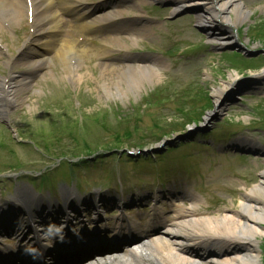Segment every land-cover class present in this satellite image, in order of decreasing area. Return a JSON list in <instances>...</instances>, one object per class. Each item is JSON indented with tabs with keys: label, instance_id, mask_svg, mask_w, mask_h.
Wrapping results in <instances>:
<instances>
[{
	"label": "rangeland",
	"instance_id": "374dc122",
	"mask_svg": "<svg viewBox=\"0 0 264 264\" xmlns=\"http://www.w3.org/2000/svg\"><path fill=\"white\" fill-rule=\"evenodd\" d=\"M99 1L82 0L81 7L91 10ZM237 1L242 3L245 17L228 28L233 39L219 46L220 41L211 38V31L197 22L203 3L200 7L176 8V0H109L104 3V9L99 7L90 15H98V18L115 15V20L109 24L112 28H100L97 33L87 34L90 38L86 37L76 49L85 48L88 52L68 56L67 66L54 52L61 45V34H56L54 41L48 40L47 34L35 35L25 46L32 32L29 24L18 21L4 27L0 35L5 42L0 50V76L8 71L14 76L29 74L30 84L26 91L18 93L17 102L6 117L0 118V142L3 134L10 142L3 127L8 124L18 138L43 136L48 140L51 132L62 133L77 140L73 146L76 154H83L82 149L86 148L100 149V153L101 149L128 146L131 141L128 137L114 141L117 131L123 133L133 126L139 128L136 133L149 129L150 134L161 138L144 145L151 148L146 151L149 154L132 156L137 161L141 156L151 155L147 163L139 162L135 166L112 158L83 173L89 180L82 181L84 187L89 188L87 191L99 183L115 186L109 182H113V169L117 166L127 175L139 165H149L153 168L142 170L145 168L141 167L137 172L139 177L149 178L157 173L165 177L164 186L155 187L158 200L147 196L151 195V189L147 192L139 189V181L135 190L123 191L124 195L137 193L122 199V204L126 200L125 214L115 216L137 227H146L156 212L159 220L168 221L176 211L190 207L188 194L197 198L199 209L211 215L239 208L240 195L259 182V174L264 170V0ZM216 21L222 20L217 18ZM109 36L112 39L106 38ZM28 49L35 54H27ZM9 57L13 58V63L7 68L4 61ZM36 58L38 61L49 58L52 63L31 71L25 63ZM126 62L132 68L139 63L150 64L153 75L132 89L120 82L118 86L116 75ZM231 76L236 77L234 81ZM229 82L231 85L227 86ZM162 87L168 99H160L158 93ZM194 88L204 92L209 99L207 103L191 101ZM216 88L225 89L220 109L216 108L213 98ZM194 105L193 112L201 111L195 121L178 115L177 110L185 107L190 114ZM121 113H127L129 123L124 125L117 121L116 116ZM80 114L86 116L82 127L77 120ZM94 117L99 119L95 121ZM10 147L13 148L7 149L8 153L12 151L21 162L27 164L31 158L32 168L40 169L45 162L31 147ZM13 161L9 156L5 163ZM61 168L39 177L38 181L51 189V182ZM124 178L127 182L132 179L131 176ZM62 180L65 182L68 178L62 177ZM2 184L0 182V186ZM6 188L9 189L8 183ZM113 209H106L108 215L99 219L109 227L114 223L110 220L115 216H109ZM257 264H264V229L259 239Z\"/></svg>",
	"mask_w": 264,
	"mask_h": 264
},
{
	"label": "bare ground",
	"instance_id": "6f19581e",
	"mask_svg": "<svg viewBox=\"0 0 264 264\" xmlns=\"http://www.w3.org/2000/svg\"><path fill=\"white\" fill-rule=\"evenodd\" d=\"M176 1V8L200 7L199 5L203 3L197 15V22L211 31V38L220 41L219 46L227 44L233 39V36L229 35L228 28L239 23L246 14L242 3L237 0ZM80 5V0H0V30L8 24L27 17L31 19V27L33 28L30 33L31 38L34 35L46 32L48 33L47 38L51 40L53 34H61V48L58 49L56 56L62 59V62L65 61L63 65L67 66L69 65V62H66L67 57L74 54V47L77 46L78 42L82 43L83 39L74 40L77 33L72 32V30L63 32L64 19H60L62 25L58 26L54 20L56 12L52 13V10L76 12L77 19L81 20L78 27L83 33L97 31L98 27H103L104 22L112 21L115 18V16L107 15L103 19L106 21H88L79 12ZM217 18L222 21H216ZM60 31L62 32L60 33ZM218 36L223 38H218ZM28 50L27 54H35L30 49ZM86 52L88 51L85 48L81 50V54ZM11 62V60L4 61V65H10ZM48 63H50L49 59L38 61V58H36L27 60L25 64L31 71H37L41 66ZM152 73L153 68L150 64L139 63L138 66L132 68L126 62L124 68L118 71L116 75L118 81L115 84L119 86L120 83H123L126 87L132 89L143 80L151 77ZM236 77L231 76V81H234ZM230 84L231 82L227 86H230ZM28 85V76L17 78L9 73L7 76L0 77V118L5 117V111L15 105L18 93L22 89V91H26ZM224 90L222 88L213 90L216 108L220 109L222 106ZM244 142L246 141H239V143ZM188 198L190 199V207L176 211L173 218L168 221L162 222L157 219L161 224H157V231L151 236H148V234L142 236L135 243L129 244L131 247L121 249L118 251L119 253L108 251L95 255V257L102 258L119 254L116 259L96 264L258 263L259 239H261L264 229V170L259 174V182L240 195L239 208L237 209L211 215L208 211L201 212L196 208L197 198L195 196L189 194ZM128 226L129 228L130 226L133 227L132 223H129ZM115 231L118 234H125V231L118 227H115ZM106 242H101L104 247L106 246V249H109L108 246L111 249L114 248L113 241L109 242V245L105 244ZM88 243L91 244V241H88ZM89 249L90 251L102 250V248L98 249L94 246L89 247ZM199 252L202 255L205 253L212 254L207 256L205 260L198 256ZM88 260V263L85 264H91L93 261L92 259Z\"/></svg>",
	"mask_w": 264,
	"mask_h": 264
},
{
	"label": "clouds",
	"instance_id": "9594fccd",
	"mask_svg": "<svg viewBox=\"0 0 264 264\" xmlns=\"http://www.w3.org/2000/svg\"><path fill=\"white\" fill-rule=\"evenodd\" d=\"M62 228H63V225L61 226L51 225L47 229L46 235L48 236L56 235L62 239Z\"/></svg>",
	"mask_w": 264,
	"mask_h": 264
}]
</instances>
